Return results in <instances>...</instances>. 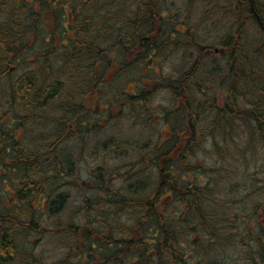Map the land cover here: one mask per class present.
<instances>
[{
    "label": "trees",
    "instance_id": "16d2710c",
    "mask_svg": "<svg viewBox=\"0 0 264 264\" xmlns=\"http://www.w3.org/2000/svg\"><path fill=\"white\" fill-rule=\"evenodd\" d=\"M0 170V264H264V0H0Z\"/></svg>",
    "mask_w": 264,
    "mask_h": 264
},
{
    "label": "rangeland",
    "instance_id": "374dc122",
    "mask_svg": "<svg viewBox=\"0 0 264 264\" xmlns=\"http://www.w3.org/2000/svg\"><path fill=\"white\" fill-rule=\"evenodd\" d=\"M175 3H177V1ZM179 4L181 7L183 6L182 3H179ZM169 9L170 8H168V6L164 9V12H166L165 15L166 16L168 15V17L171 16ZM168 60L174 61V64L177 65V60L175 58H168ZM166 63H167L166 65L170 64L168 61H166ZM151 64H152V66H151L150 70H148L147 65H151ZM139 68H140V70H138V72L136 70L137 77H140L139 75L141 73H143V75H149V76L152 74V76H153L155 74L154 73L155 70L158 72L160 70L159 64L158 63H152V61L147 62V63H146V61L142 62L141 65L139 66ZM142 68H144V69H142ZM135 77L136 76H135V74H133V71H131L130 73H126L121 78V79H123V85H125V87H126L127 84L131 83L133 81V79H135ZM137 80H138V78H137ZM130 86L132 87L133 85H130ZM119 128L126 129V125L124 124V122H122V124L119 126ZM13 180H14V177H10L6 174L5 171L0 170V198H1L0 201L3 199L4 193L6 192L7 189L13 190L15 188L16 185L13 184ZM14 182H16V181L14 180ZM78 198L79 197L77 195L74 197V200H76ZM26 213H28V212H26ZM37 237H38V235L32 234V236H30L26 240L24 237L21 238L22 239V253H24L25 251L27 252L30 249L31 243L33 241L34 242L37 241ZM32 246H33V244H32ZM236 246L231 247L228 252H226V251L222 252V254L226 255L228 253L229 254L228 259L231 262H233L235 264H243L242 261H238V260H242V259L240 258L241 254L239 253L238 248ZM35 252H36V255H39V253L43 254V258H44L45 262H48L50 264L57 262L60 259H62L66 253V251L63 248L59 247L57 244H54L53 242H50L49 239H47L43 242H39L38 248L35 250Z\"/></svg>",
    "mask_w": 264,
    "mask_h": 264
}]
</instances>
